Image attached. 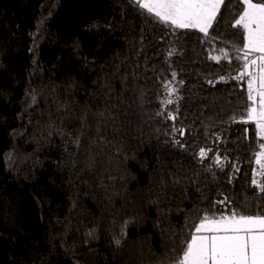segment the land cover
<instances>
[{"label":"trees","instance_id":"16d2710c","mask_svg":"<svg viewBox=\"0 0 264 264\" xmlns=\"http://www.w3.org/2000/svg\"><path fill=\"white\" fill-rule=\"evenodd\" d=\"M241 11L205 37L134 0H0V264H176L204 214L264 213Z\"/></svg>","mask_w":264,"mask_h":264},{"label":"snow or ice","instance_id":"6c2138e0","mask_svg":"<svg viewBox=\"0 0 264 264\" xmlns=\"http://www.w3.org/2000/svg\"><path fill=\"white\" fill-rule=\"evenodd\" d=\"M231 0H134L137 7L158 22L174 29H195L209 36V30L221 15L222 8L227 9ZM242 11L233 24L243 31V46L238 48L237 59L243 61L240 75H247L248 100L246 118L241 122L254 123L256 135L264 140V0H239ZM172 53L170 52L169 55ZM225 58L227 53H223ZM219 61V56L211 57ZM250 69H252L250 71ZM175 73L172 74L175 79ZM167 98L162 104H172L171 97L176 89L168 82L164 85ZM35 96L32 103H35ZM169 119L175 117L169 113ZM181 134H183L181 130ZM177 143H179L177 141ZM255 156L258 171L254 172L252 184L264 193V144ZM201 158L206 151L201 149ZM216 163L220 164L219 157ZM222 203V202H221ZM176 264H264V213L256 215H221L219 218L204 214L195 226L190 239L185 243L182 254Z\"/></svg>","mask_w":264,"mask_h":264},{"label":"rangeland","instance_id":"374dc122","mask_svg":"<svg viewBox=\"0 0 264 264\" xmlns=\"http://www.w3.org/2000/svg\"><path fill=\"white\" fill-rule=\"evenodd\" d=\"M262 141V144H264V140H261ZM255 171H258V166L256 165V163L254 164V167H253V170H252V173H251V177H250V186H251V188L253 189V190H255V191H259L260 192V190L256 187V186H254L253 184H252V179H253V177H254V172ZM258 181L259 180H262V177H260L259 175H256V177H255Z\"/></svg>","mask_w":264,"mask_h":264},{"label":"crops","instance_id":"0c3cea01","mask_svg":"<svg viewBox=\"0 0 264 264\" xmlns=\"http://www.w3.org/2000/svg\"><path fill=\"white\" fill-rule=\"evenodd\" d=\"M251 70H252V69H250V71H251ZM244 77H245L246 80L248 81V78H249V77H248L247 75H245ZM247 85H248V84H247Z\"/></svg>","mask_w":264,"mask_h":264}]
</instances>
